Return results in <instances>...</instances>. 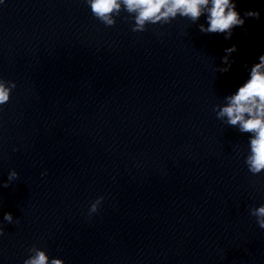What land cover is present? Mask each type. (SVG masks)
Wrapping results in <instances>:
<instances>
[{
  "label": "clouds",
  "instance_id": "1",
  "mask_svg": "<svg viewBox=\"0 0 264 264\" xmlns=\"http://www.w3.org/2000/svg\"><path fill=\"white\" fill-rule=\"evenodd\" d=\"M2 2V0H0ZM90 7L92 16L105 27H113L116 18L125 13V20L134 21L133 32H144L148 25L169 24L178 16L196 23L202 16L206 24L199 25V31L205 34H224L226 39L231 37L232 30L242 27L245 19L236 10L233 0H85ZM244 16L259 18V12L248 11ZM228 55L222 58L226 67L218 71L227 72L231 64L229 56L236 51V46L225 49ZM259 63L251 67L249 78L232 95L226 97L224 106L216 105L214 111L217 119L228 126L237 128L242 134L249 135V152L244 159L248 171L259 175L264 171V54L259 56ZM16 84L0 79V110L10 101L11 92ZM226 118V120H225ZM18 178L15 170L10 171L7 181L0 187L7 188ZM103 197L91 205L90 212H96ZM250 214L256 218V223L264 229V204L250 209ZM3 220L12 224V213H4ZM4 229L0 227V236ZM30 255L23 264H64L59 258H50L46 250L33 245Z\"/></svg>",
  "mask_w": 264,
  "mask_h": 264
}]
</instances>
